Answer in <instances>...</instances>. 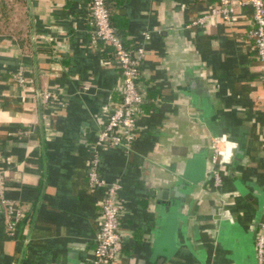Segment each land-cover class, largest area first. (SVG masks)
Instances as JSON below:
<instances>
[{"label":"crops","instance_id":"1","mask_svg":"<svg viewBox=\"0 0 264 264\" xmlns=\"http://www.w3.org/2000/svg\"><path fill=\"white\" fill-rule=\"evenodd\" d=\"M0 26V175L24 218L13 236L0 205V264H88L101 193L88 187L89 143L120 101L109 49L89 40V0H5ZM217 0H109L132 50L145 43L147 102L129 152L106 151L119 181L123 251L110 264H257L264 223V87L247 38L249 7L230 21ZM21 73L31 89L14 82ZM33 90V91H31ZM34 91L52 100L42 106ZM30 129L27 135L19 130ZM230 153L217 166L209 140Z\"/></svg>","mask_w":264,"mask_h":264},{"label":"built area","instance_id":"2","mask_svg":"<svg viewBox=\"0 0 264 264\" xmlns=\"http://www.w3.org/2000/svg\"><path fill=\"white\" fill-rule=\"evenodd\" d=\"M109 0H89V18L91 28L89 40L92 44L100 43L111 52L112 60L118 70L121 86L120 101L108 107V115L103 129L89 143L91 161L86 174L89 188L102 195L99 204V225L95 234V248L88 264H110L123 251V241L119 234L121 203L119 192L122 186L119 181L107 182L101 175L100 164L107 151L122 150L129 152L136 132L137 119L142 114L147 102L146 94L139 88L142 61L145 55V42L150 39L147 32L141 33L142 42L132 50H127L121 34L111 25ZM248 6L247 38L251 42L254 57L259 63V80L264 87V0H217L214 12L220 13L225 21H230L236 7ZM14 82L20 87L31 89L29 81L23 74H14ZM33 91V90H31ZM38 102L46 106L52 100L46 92L34 91ZM29 135L30 129L18 131ZM230 143L224 136L212 137L208 143L210 158L208 167L215 187L221 183L217 166L230 153ZM0 205L5 212V230L13 236L24 216L15 202L3 196V177L0 175ZM257 264H264V223L259 225L255 239Z\"/></svg>","mask_w":264,"mask_h":264},{"label":"trees","instance_id":"3","mask_svg":"<svg viewBox=\"0 0 264 264\" xmlns=\"http://www.w3.org/2000/svg\"><path fill=\"white\" fill-rule=\"evenodd\" d=\"M108 8L110 10V22L111 25L115 28V26L113 25L112 21H111V8L109 5V1H108ZM12 15V9L8 8L5 0H0V26H3L5 24H7L9 22L10 16ZM124 47L126 48V44H124ZM127 49V48H126ZM130 50V49H127Z\"/></svg>","mask_w":264,"mask_h":264},{"label":"water","instance_id":"4","mask_svg":"<svg viewBox=\"0 0 264 264\" xmlns=\"http://www.w3.org/2000/svg\"><path fill=\"white\" fill-rule=\"evenodd\" d=\"M162 262H163V261L160 260V261H157L155 264H161Z\"/></svg>","mask_w":264,"mask_h":264}]
</instances>
